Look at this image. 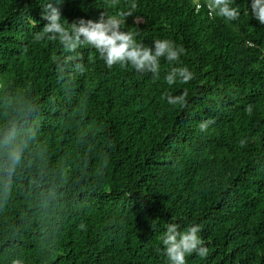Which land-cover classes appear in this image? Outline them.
Returning <instances> with one entry per match:
<instances>
[{"label":"trees","instance_id":"1","mask_svg":"<svg viewBox=\"0 0 264 264\" xmlns=\"http://www.w3.org/2000/svg\"><path fill=\"white\" fill-rule=\"evenodd\" d=\"M136 3L122 30L183 46L172 66L194 72L188 84L166 83L163 58L155 79L109 68L88 47L69 60L34 39L43 0H0V124L20 113L33 134L0 186V264H165L169 222L200 227L207 255L186 264H264V25L251 0H232L241 15L228 22L207 0ZM128 4L59 7L72 23ZM185 89L183 105L162 97Z\"/></svg>","mask_w":264,"mask_h":264},{"label":"clouds","instance_id":"2","mask_svg":"<svg viewBox=\"0 0 264 264\" xmlns=\"http://www.w3.org/2000/svg\"><path fill=\"white\" fill-rule=\"evenodd\" d=\"M62 3L63 0H43L42 15L47 23L41 31L35 33L34 39L57 42L63 52L68 54L67 59L79 58L78 50L88 47L94 49L109 68L119 64L138 74L151 73L155 79L159 76L160 61L163 58L170 65L164 77L169 86L188 84L194 79V72L187 66H172L180 64V57L185 51L183 46H178L169 39H155L151 45H145L135 39L138 32L122 30L126 18L137 8L136 0H129L126 11L115 14L103 12L96 20L80 18L72 23L62 16L59 7ZM206 7L210 17L218 16L226 22L236 21L241 15L239 7L233 6L232 0H207ZM250 13L264 25V0H251ZM33 22L36 23L34 20ZM247 43L251 45L250 41ZM75 68L84 73L86 65L80 62ZM162 97L170 106L183 105L186 103L187 89L180 95H171L165 91ZM211 122L201 121L199 129L206 131ZM32 135L21 123L20 113L0 124V178H3L0 186L3 190L10 188ZM199 233V225H189L184 231H180L178 224L169 222L166 231L159 237L165 264H186V257L193 253L200 257L206 256L208 248Z\"/></svg>","mask_w":264,"mask_h":264}]
</instances>
